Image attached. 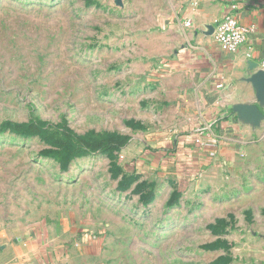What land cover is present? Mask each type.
Here are the masks:
<instances>
[{"label": "rangeland", "instance_id": "374dc122", "mask_svg": "<svg viewBox=\"0 0 264 264\" xmlns=\"http://www.w3.org/2000/svg\"><path fill=\"white\" fill-rule=\"evenodd\" d=\"M116 1L0 0V127L129 139L64 170L52 143L0 132V213L77 228L111 264H264V139L255 167L180 169L177 151L201 145L183 76L153 56L166 0Z\"/></svg>", "mask_w": 264, "mask_h": 264}, {"label": "crops", "instance_id": "0c3cea01", "mask_svg": "<svg viewBox=\"0 0 264 264\" xmlns=\"http://www.w3.org/2000/svg\"><path fill=\"white\" fill-rule=\"evenodd\" d=\"M166 6L160 30L163 38L153 56L165 60L167 69L185 80L173 89L183 92V103L196 118L188 135L195 139L197 128L214 125L216 135L224 138L205 147L186 142L185 151L175 154L180 169L183 165L184 169L220 175L255 167L248 162L262 150L264 120L257 128L245 124L234 107L257 104L256 90L246 79L253 63L264 68V0H166ZM231 11L250 28L247 42L236 54L221 51L215 32L208 31ZM189 21L192 27L187 25ZM221 83L225 85L222 89L218 88ZM78 231L16 221L0 213V264H111L103 242L87 235L80 239Z\"/></svg>", "mask_w": 264, "mask_h": 264}, {"label": "trees", "instance_id": "16d2710c", "mask_svg": "<svg viewBox=\"0 0 264 264\" xmlns=\"http://www.w3.org/2000/svg\"><path fill=\"white\" fill-rule=\"evenodd\" d=\"M11 131L24 137H41L52 143L57 148L56 151H48L46 155L55 157L66 170L72 160L76 157L96 152L106 146L121 148L125 146L129 139L120 135H112L103 139H92L91 137H79L71 131L53 130L51 126L43 122H31L25 124L4 123L0 127V132ZM189 136V135H188ZM178 148V147H177Z\"/></svg>", "mask_w": 264, "mask_h": 264}, {"label": "built area", "instance_id": "2783aa9c", "mask_svg": "<svg viewBox=\"0 0 264 264\" xmlns=\"http://www.w3.org/2000/svg\"><path fill=\"white\" fill-rule=\"evenodd\" d=\"M189 27L193 26V22H187ZM215 40L221 51L228 54L238 53L243 45L248 40L250 28L244 25L238 15L228 12L215 24ZM264 67V63H263ZM264 69V68H262ZM224 83L218 85V88H224ZM214 125L197 128L193 134L195 143L201 146H206V143L219 144L224 141V138L216 135L213 130ZM206 137V138H204ZM228 140V139H225Z\"/></svg>", "mask_w": 264, "mask_h": 264}, {"label": "water", "instance_id": "95a60500", "mask_svg": "<svg viewBox=\"0 0 264 264\" xmlns=\"http://www.w3.org/2000/svg\"><path fill=\"white\" fill-rule=\"evenodd\" d=\"M116 4L123 6L121 0H117ZM208 31L211 33L215 32V27L210 26ZM246 81L251 83L256 90L257 104L236 105L234 112L237 114L239 120L257 128L261 126L264 120V69H258V65L253 63L250 67V76Z\"/></svg>", "mask_w": 264, "mask_h": 264}]
</instances>
